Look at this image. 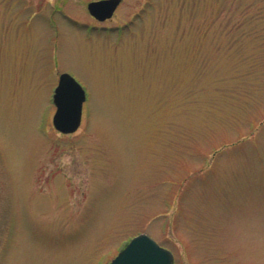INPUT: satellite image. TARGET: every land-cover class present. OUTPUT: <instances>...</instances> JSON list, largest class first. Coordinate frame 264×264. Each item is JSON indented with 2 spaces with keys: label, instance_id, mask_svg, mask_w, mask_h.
<instances>
[{
  "label": "rangeland",
  "instance_id": "1",
  "mask_svg": "<svg viewBox=\"0 0 264 264\" xmlns=\"http://www.w3.org/2000/svg\"><path fill=\"white\" fill-rule=\"evenodd\" d=\"M0 0V264H264V0ZM60 72L83 117L55 130Z\"/></svg>",
  "mask_w": 264,
  "mask_h": 264
},
{
  "label": "water",
  "instance_id": "2",
  "mask_svg": "<svg viewBox=\"0 0 264 264\" xmlns=\"http://www.w3.org/2000/svg\"><path fill=\"white\" fill-rule=\"evenodd\" d=\"M119 2L120 0H93L88 2L87 9L91 15L102 20L111 16ZM69 83L74 88L71 95L67 91ZM84 100L85 91L80 83L71 74L62 72L53 94L56 106L52 116L53 126L62 133L75 131L81 122ZM109 264H173V254L146 233H140Z\"/></svg>",
  "mask_w": 264,
  "mask_h": 264
},
{
  "label": "snow or ice",
  "instance_id": "3",
  "mask_svg": "<svg viewBox=\"0 0 264 264\" xmlns=\"http://www.w3.org/2000/svg\"><path fill=\"white\" fill-rule=\"evenodd\" d=\"M73 90H74V88H73L72 83H69V84L67 85V91H68V93L71 95L72 92H73Z\"/></svg>",
  "mask_w": 264,
  "mask_h": 264
}]
</instances>
